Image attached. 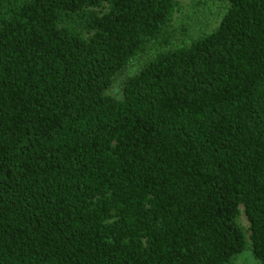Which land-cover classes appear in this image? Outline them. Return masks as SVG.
<instances>
[{
    "label": "trees",
    "instance_id": "obj_1",
    "mask_svg": "<svg viewBox=\"0 0 264 264\" xmlns=\"http://www.w3.org/2000/svg\"><path fill=\"white\" fill-rule=\"evenodd\" d=\"M216 1L191 35L179 0H0V264H264V0Z\"/></svg>",
    "mask_w": 264,
    "mask_h": 264
},
{
    "label": "rangeland",
    "instance_id": "obj_2",
    "mask_svg": "<svg viewBox=\"0 0 264 264\" xmlns=\"http://www.w3.org/2000/svg\"><path fill=\"white\" fill-rule=\"evenodd\" d=\"M225 5L216 0H179V4L174 14V23L176 25L186 24L191 35H196L202 31H211L219 23ZM134 69V68H132ZM124 75H122L123 78ZM121 79H118L113 88V93H120ZM243 209V208H242ZM241 223L248 229L249 223L242 210ZM249 236V232L247 233ZM234 264H260L253 256L251 249L246 250L234 261Z\"/></svg>",
    "mask_w": 264,
    "mask_h": 264
}]
</instances>
